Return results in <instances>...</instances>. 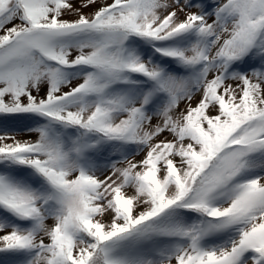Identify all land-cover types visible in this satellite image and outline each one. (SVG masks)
Returning a JSON list of instances; mask_svg holds the SVG:
<instances>
[{"label":"snow or ice","instance_id":"6c2138e0","mask_svg":"<svg viewBox=\"0 0 264 264\" xmlns=\"http://www.w3.org/2000/svg\"><path fill=\"white\" fill-rule=\"evenodd\" d=\"M0 264H264V0H0Z\"/></svg>","mask_w":264,"mask_h":264}]
</instances>
